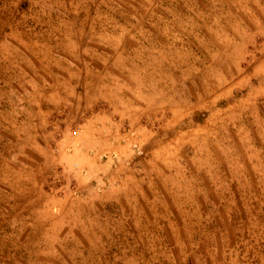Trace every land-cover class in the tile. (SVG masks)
<instances>
[{
  "label": "rangeland",
  "instance_id": "rangeland-1",
  "mask_svg": "<svg viewBox=\"0 0 264 264\" xmlns=\"http://www.w3.org/2000/svg\"><path fill=\"white\" fill-rule=\"evenodd\" d=\"M0 264H264V0H0Z\"/></svg>",
  "mask_w": 264,
  "mask_h": 264
}]
</instances>
